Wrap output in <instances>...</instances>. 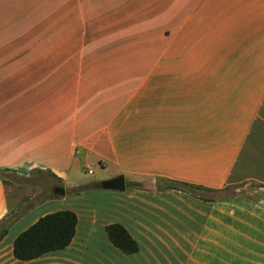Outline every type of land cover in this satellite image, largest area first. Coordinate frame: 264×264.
<instances>
[{
	"label": "crops",
	"instance_id": "0c3cea01",
	"mask_svg": "<svg viewBox=\"0 0 264 264\" xmlns=\"http://www.w3.org/2000/svg\"><path fill=\"white\" fill-rule=\"evenodd\" d=\"M6 169L46 171L65 196L8 229L0 264H264V0H0ZM62 210L77 216L69 246L16 259V237ZM8 211L0 179V222Z\"/></svg>",
	"mask_w": 264,
	"mask_h": 264
},
{
	"label": "trees",
	"instance_id": "16d2710c",
	"mask_svg": "<svg viewBox=\"0 0 264 264\" xmlns=\"http://www.w3.org/2000/svg\"><path fill=\"white\" fill-rule=\"evenodd\" d=\"M8 170V169H6ZM1 172V171H0ZM52 176V175H51ZM54 179V176H52ZM176 183V182H174ZM179 186H168L169 189L188 192L186 188L209 191L207 189L178 183ZM87 186L72 189L70 193L77 195L85 191ZM195 195V194H194ZM52 197H55L52 195ZM50 197V198H52ZM205 200V198H202ZM27 211V210H26ZM22 214L9 216L7 214L0 222V239L8 232V229L20 218ZM77 225V216L69 210L57 211L39 218L34 224L21 232L13 243V255L20 261H30L46 253L65 249L71 243ZM109 241L125 254H134L138 251V245L120 224H110L105 228Z\"/></svg>",
	"mask_w": 264,
	"mask_h": 264
},
{
	"label": "rangeland",
	"instance_id": "374dc122",
	"mask_svg": "<svg viewBox=\"0 0 264 264\" xmlns=\"http://www.w3.org/2000/svg\"><path fill=\"white\" fill-rule=\"evenodd\" d=\"M89 178L94 179L93 177ZM0 179L3 181L6 188L9 216L22 214L26 210H29L30 208L46 201L47 199L52 197V195L54 196L53 188L55 186L61 187V185H58L56 180H54L49 173L40 170L32 172L28 177H19L18 175H16V172L12 170H3L0 172ZM142 183H145L147 185L151 184L158 188H164L168 186L181 187V185H179L178 183H174L162 178H147L143 180ZM140 184L138 185L140 186ZM238 188L239 186H230L227 187L224 191H227V194L231 191L232 195H238ZM186 189L193 194L205 199L223 195L222 192L212 193L209 191L196 190L193 188Z\"/></svg>",
	"mask_w": 264,
	"mask_h": 264
},
{
	"label": "water",
	"instance_id": "95a60500",
	"mask_svg": "<svg viewBox=\"0 0 264 264\" xmlns=\"http://www.w3.org/2000/svg\"><path fill=\"white\" fill-rule=\"evenodd\" d=\"M102 187L123 190L124 182L122 180H114L102 184ZM53 194L54 196L63 197L65 196V190L63 187L55 186L53 188Z\"/></svg>",
	"mask_w": 264,
	"mask_h": 264
},
{
	"label": "built area",
	"instance_id": "2783aa9c",
	"mask_svg": "<svg viewBox=\"0 0 264 264\" xmlns=\"http://www.w3.org/2000/svg\"><path fill=\"white\" fill-rule=\"evenodd\" d=\"M87 173H88L89 175H91V174H92V171H91V170H88Z\"/></svg>",
	"mask_w": 264,
	"mask_h": 264
}]
</instances>
